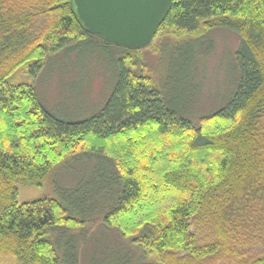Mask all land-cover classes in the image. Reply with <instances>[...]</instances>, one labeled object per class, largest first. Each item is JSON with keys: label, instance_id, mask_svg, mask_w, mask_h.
Masks as SVG:
<instances>
[{"label": "trees", "instance_id": "trees-1", "mask_svg": "<svg viewBox=\"0 0 264 264\" xmlns=\"http://www.w3.org/2000/svg\"><path fill=\"white\" fill-rule=\"evenodd\" d=\"M202 27L239 38L236 87L222 106L189 113L168 103L138 51L117 48L99 110L67 121L46 109L31 78L50 58L103 41L86 32L72 0H0V255L79 264L84 234L68 229L100 218L99 230L165 264H264V0H173L157 34L179 39ZM201 38L166 44L178 46L181 68ZM23 66L30 80L18 82ZM69 158L89 182L59 188L53 179V197L18 203L19 184L40 186ZM119 248L111 257L131 264Z\"/></svg>", "mask_w": 264, "mask_h": 264}, {"label": "rangeland", "instance_id": "rangeland-1", "mask_svg": "<svg viewBox=\"0 0 264 264\" xmlns=\"http://www.w3.org/2000/svg\"><path fill=\"white\" fill-rule=\"evenodd\" d=\"M196 37H202L193 44V53L197 51V55L193 61L191 57L188 58V69L181 68L178 64L180 60L178 46L172 50L170 47L168 49L166 44L170 46L180 44ZM238 43V36L228 30L208 31L202 27L197 33L179 39L169 33L157 34L148 48L138 51L137 57L149 71V76L168 103L185 108L189 113L194 111L205 113L222 106L235 90L238 76L234 52ZM102 46V42L94 41L93 44L83 45L80 51L75 53L50 58L38 78L36 80L31 78V85L47 110L67 121L85 119L99 110L116 75L113 54L117 47L104 49ZM25 66L14 73V80L18 82L30 80L27 76L29 66ZM197 119L198 116H194L193 121L196 122ZM262 125L264 126V119ZM170 140L178 144L177 138ZM82 165L84 164L69 158L56 166L40 186L19 184L18 203L53 197V179L55 187L59 188L64 183L69 184L73 178L81 176V180L89 182L90 176L88 173L83 175ZM91 194L93 195L92 192ZM98 204L103 205L101 201H98ZM100 226L102 222L98 218L93 223H86L83 229H68L70 234L77 236L84 234L78 249L79 264H128L126 255L119 259L111 257V251L117 249V245L120 247L119 255L125 253L132 255L131 264L164 263L160 254L146 252L145 257L130 239L121 238L116 231H101ZM56 235H53V241L57 238ZM253 245L254 249L262 247L260 243ZM250 248L248 247L247 251ZM0 264L17 263L11 255H0Z\"/></svg>", "mask_w": 264, "mask_h": 264}, {"label": "water", "instance_id": "water-1", "mask_svg": "<svg viewBox=\"0 0 264 264\" xmlns=\"http://www.w3.org/2000/svg\"><path fill=\"white\" fill-rule=\"evenodd\" d=\"M173 0H72L86 32L107 46L141 51L153 42Z\"/></svg>", "mask_w": 264, "mask_h": 264}]
</instances>
